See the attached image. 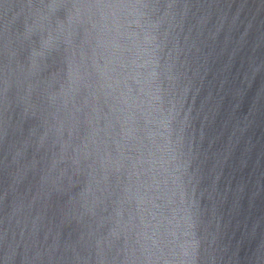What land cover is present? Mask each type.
I'll return each instance as SVG.
<instances>
[{"label":"water","instance_id":"95a60500","mask_svg":"<svg viewBox=\"0 0 264 264\" xmlns=\"http://www.w3.org/2000/svg\"><path fill=\"white\" fill-rule=\"evenodd\" d=\"M0 264H264V0H0Z\"/></svg>","mask_w":264,"mask_h":264}]
</instances>
